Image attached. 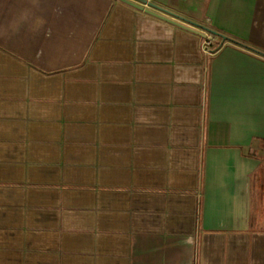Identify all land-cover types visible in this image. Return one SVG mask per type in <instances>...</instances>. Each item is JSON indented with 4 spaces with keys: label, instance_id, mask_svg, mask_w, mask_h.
<instances>
[{
    "label": "crops",
    "instance_id": "crops-1",
    "mask_svg": "<svg viewBox=\"0 0 264 264\" xmlns=\"http://www.w3.org/2000/svg\"><path fill=\"white\" fill-rule=\"evenodd\" d=\"M0 0V264H264V0Z\"/></svg>",
    "mask_w": 264,
    "mask_h": 264
},
{
    "label": "water",
    "instance_id": "water-1",
    "mask_svg": "<svg viewBox=\"0 0 264 264\" xmlns=\"http://www.w3.org/2000/svg\"><path fill=\"white\" fill-rule=\"evenodd\" d=\"M123 3H126L136 9H139L141 11H144L145 13L154 15L160 19H163L169 23H172L178 27H181L183 29H186L188 31H191L193 33H196L202 37H206L207 34L205 32H210L213 35H217L221 37L223 40H230L227 36L217 33L213 31L212 29L203 27L202 25L191 21L189 19H186L184 17H181L163 7L158 5L157 3L153 2L152 0H118ZM205 31V32H204ZM264 54V53H262Z\"/></svg>",
    "mask_w": 264,
    "mask_h": 264
},
{
    "label": "built area",
    "instance_id": "built-area-1",
    "mask_svg": "<svg viewBox=\"0 0 264 264\" xmlns=\"http://www.w3.org/2000/svg\"><path fill=\"white\" fill-rule=\"evenodd\" d=\"M211 44H212L211 38L206 36L205 41L203 42V48L206 52L209 51V47L211 46Z\"/></svg>",
    "mask_w": 264,
    "mask_h": 264
}]
</instances>
